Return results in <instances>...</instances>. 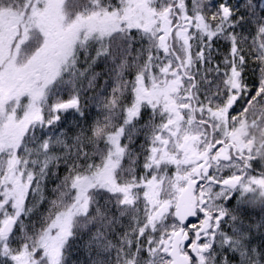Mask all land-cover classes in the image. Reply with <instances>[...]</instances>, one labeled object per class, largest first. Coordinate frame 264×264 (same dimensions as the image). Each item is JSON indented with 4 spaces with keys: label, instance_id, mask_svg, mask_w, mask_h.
I'll list each match as a JSON object with an SVG mask.
<instances>
[{
    "label": "snow or ice",
    "instance_id": "snow-or-ice-1",
    "mask_svg": "<svg viewBox=\"0 0 264 264\" xmlns=\"http://www.w3.org/2000/svg\"><path fill=\"white\" fill-rule=\"evenodd\" d=\"M0 264H264V0H0Z\"/></svg>",
    "mask_w": 264,
    "mask_h": 264
}]
</instances>
